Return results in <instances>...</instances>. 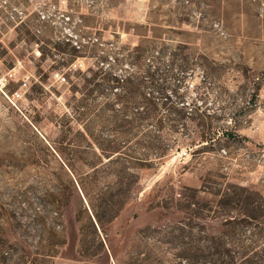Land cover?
I'll return each mask as SVG.
<instances>
[{
    "label": "rangeland",
    "instance_id": "obj_1",
    "mask_svg": "<svg viewBox=\"0 0 264 264\" xmlns=\"http://www.w3.org/2000/svg\"><path fill=\"white\" fill-rule=\"evenodd\" d=\"M106 74L110 159L73 118ZM222 261L264 264V0H0V264Z\"/></svg>",
    "mask_w": 264,
    "mask_h": 264
},
{
    "label": "trees",
    "instance_id": "obj_2",
    "mask_svg": "<svg viewBox=\"0 0 264 264\" xmlns=\"http://www.w3.org/2000/svg\"><path fill=\"white\" fill-rule=\"evenodd\" d=\"M102 74H105L103 72H98L96 77L99 78ZM97 78H93L91 80L90 86L92 87L89 89V91L86 94V99L80 100L77 102L75 107H73L74 111V121L78 124L80 127L79 134L83 138L89 137L93 142L94 145L97 146V148L100 150V153L107 158H112L113 156L120 154L122 150L127 146V143L124 145L121 143H118L117 140H106L103 138V136L100 135V130L104 129L106 126L105 124L107 122H110L107 116V112L110 110V105L108 103H105L103 105H98L96 103V98H105L108 94V91L112 89V84H116L118 88H120L121 92L117 93L116 96V102L119 104H122V106L125 108L127 105V102L130 100V91L129 86L131 84V80L129 78H125L124 80H120L116 76H110L105 75L102 77L103 83H99L97 81ZM168 77L162 76L160 80H154V88L158 92V94L162 95L163 98L168 99V96L165 94L167 90V86L165 85V82L167 81ZM108 85V86H107ZM145 103L147 105V110H144L142 113H140L139 121H145L148 120L151 116L156 115L159 111L157 107V103L154 102L153 98L151 97H145ZM115 105V104H114ZM164 108L167 111V115L176 114L179 121L184 120V113L183 110H176L173 107L169 106V103H164ZM112 108V107H111ZM192 118L193 120H200L203 116V113L200 112V108H196L192 110ZM115 122H119L120 126L118 128L125 129L128 126H131L132 122L130 121H121L119 119V116L113 117ZM185 128V125L182 127ZM185 130V129H184ZM219 129H211V133H206L205 136L202 135L200 138L203 142L210 143L213 139L212 134L218 133ZM173 145L162 143L156 147V157L155 159L159 162H162L170 153V149H173ZM140 168L146 169L150 167L149 160H140ZM220 264H255V263H234V261H222Z\"/></svg>",
    "mask_w": 264,
    "mask_h": 264
},
{
    "label": "built area",
    "instance_id": "obj_3",
    "mask_svg": "<svg viewBox=\"0 0 264 264\" xmlns=\"http://www.w3.org/2000/svg\"><path fill=\"white\" fill-rule=\"evenodd\" d=\"M54 77L56 78V81L59 82L60 84L68 83L67 78L65 76H63L61 73H55ZM28 81H29L28 78L23 80V84L21 86V90H24V89L28 88ZM21 98H22L21 91H17L11 96V98H9V101L11 103H14L15 101H17V100H19Z\"/></svg>",
    "mask_w": 264,
    "mask_h": 264
}]
</instances>
